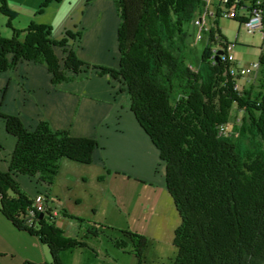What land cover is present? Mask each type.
I'll list each match as a JSON object with an SVG mask.
<instances>
[{
  "label": "trees",
  "instance_id": "1",
  "mask_svg": "<svg viewBox=\"0 0 264 264\" xmlns=\"http://www.w3.org/2000/svg\"><path fill=\"white\" fill-rule=\"evenodd\" d=\"M262 1L258 11L264 41ZM115 3L120 19L118 70L79 59L76 48L82 43L81 31H68L64 40L57 41L47 25L31 22L22 31L13 28L18 14L0 0V12L13 31L10 39L0 35V74L31 62L46 65L56 86L76 82L90 70L119 80L137 122L166 166V189L180 219L173 264H264V82L259 90L236 89L230 62L221 56L217 60L221 48L230 44L219 29L207 33L208 43L197 67L191 63L190 25L203 13L205 0ZM255 9L246 11L252 16ZM216 17H223L220 9ZM233 109L243 114L234 123ZM1 117L18 143L9 171L0 170V211L17 229L38 237L49 248L47 264H63L61 254L85 245L63 236L53 209L43 218L37 214L35 223L27 225L33 199L16 177L39 176L52 186L63 161L93 164L99 143L74 137L69 130H55L48 122L41 121L35 131H29L20 118ZM89 233L96 232L91 228ZM123 235L130 240L138 264H144L150 240L130 231ZM125 244L115 242L118 248Z\"/></svg>",
  "mask_w": 264,
  "mask_h": 264
},
{
  "label": "crops",
  "instance_id": "2",
  "mask_svg": "<svg viewBox=\"0 0 264 264\" xmlns=\"http://www.w3.org/2000/svg\"><path fill=\"white\" fill-rule=\"evenodd\" d=\"M93 6L86 16V25L82 24L86 29L82 43L77 47L80 52L79 59L86 63L94 61L98 64L89 63L92 66L118 70L119 13L107 3H102L98 9H92ZM108 16L117 17V24H114L115 19L107 20ZM198 20L201 22L200 17ZM86 50L95 58H91ZM88 75L86 81L56 86L52 83V76L46 65L31 62H22L16 69L0 74V170L9 171L12 154L18 143L17 139L8 133L1 115L20 118L29 131H35L39 123L44 121L55 130L71 131L74 137L96 140L99 148L94 153L93 164H79V167L87 168L69 165L66 162H73L69 160L61 163L67 168H78L82 173L80 181L83 184H87L90 177L100 187L99 192L103 198L94 206L96 210H100H92V215L88 217L86 213H81L85 214L82 216L80 211H66V206L59 208V200L52 201L53 185L42 183L39 176L16 177L21 188L32 199L38 193L48 196L49 206L56 211V222L60 223L61 227L65 224L63 220L71 218L69 215L79 219L86 218L92 224L91 228L95 234L83 235L82 229H78L75 231L76 236H68L85 246L61 254L62 263L138 264L135 255L131 253L130 240L116 235L115 232H108V228L114 224V206L123 208L126 212L131 211L140 192L145 196L134 230L136 234L144 235L160 244L157 248L155 245H149L145 252L144 264H173L177 257L173 242L180 219L172 196L166 189V166L160 159L159 150L137 122L122 83L106 75L99 76L91 70L86 77ZM72 168L68 170L73 171ZM81 205L82 202L76 199L75 207ZM63 211L68 215H64ZM121 224L123 221H118L117 225ZM102 226L108 227L104 229ZM119 240L126 243L125 248L115 245ZM163 245L173 249L170 256L161 253ZM50 262L49 248L43 245L38 237L17 229L0 211V264Z\"/></svg>",
  "mask_w": 264,
  "mask_h": 264
},
{
  "label": "rangeland",
  "instance_id": "3",
  "mask_svg": "<svg viewBox=\"0 0 264 264\" xmlns=\"http://www.w3.org/2000/svg\"><path fill=\"white\" fill-rule=\"evenodd\" d=\"M6 2L8 6L18 14V17L12 21L13 28L22 31L28 27L31 22L39 25H47L52 29L53 37L57 41L64 40L65 34L68 31H81L84 35L86 28L82 26V24L86 25V16L93 5L94 8L92 9H98L102 3H107L118 13L115 0H6ZM219 3L220 0H210V2H208V6L206 4L203 13L199 16L201 22L198 20L199 17H196L194 23L190 25V33L192 35V50L190 54L191 63L197 67L198 62L201 61L203 50L208 43L207 33L212 28H215L216 30L219 29L221 34L226 37L227 41L230 44H234V48L230 53L235 59L233 63L234 65L240 64L242 67H248L255 62L261 63V58H264L263 33L261 31L250 33L243 23L241 24L238 20H231L224 16L217 18V10L220 8ZM42 6L45 7L43 8ZM221 9L225 10V7H221ZM41 10L44 11L41 12ZM109 18L110 20L111 18L113 20L115 19L114 24H117V17L108 16L107 20ZM8 23V18L0 12V35L3 38L10 39L13 37V31L7 27L9 25ZM116 30L117 29H115V32ZM115 41L116 40L114 39L113 43H115ZM76 52L79 55V48H76ZM86 52L91 55V58H95L91 52L87 50ZM59 53L61 52L59 51ZM89 63L92 65H98L94 61H89ZM262 68H264V64L261 66V69L257 74L237 79L239 90L241 92L249 90L251 87L254 90H259L261 88V85L264 82V69ZM87 74L88 73L82 74L76 82H80L81 80L86 81L89 78V75L86 77ZM242 117V113L238 112L236 109L232 110V123L238 119L241 120ZM66 163L77 167L81 166L78 163ZM68 168L72 167L68 166ZM68 168L66 165H60L58 178H56L53 182L54 193L51 195L54 198L52 201L56 202V200H59L60 202L57 201L59 208H64L66 206V211H80V214L86 213L88 217L92 215V210H96L94 206L97 202L101 201L103 198L102 193L99 192L100 187H98V185L95 184V181H93L90 177L88 179V183L83 184V182L80 181L82 175L81 171L78 168L76 169V167L74 169L72 168L74 172L69 171ZM143 196H145L144 193L139 192V194H137L135 201L133 202L132 210L129 212H126L123 208L114 206L115 210L113 213L114 218L112 223H114L117 227L114 224L109 226L108 232H115L116 235L124 237L126 236L123 235V232L130 231L131 233H136L134 226L136 225V218L138 217V213L140 211L139 208L143 202ZM76 199H79L80 202H82V205L78 208L75 207ZM97 210L99 211L100 209ZM81 215L83 216L85 214ZM80 219L82 221L71 218L66 221L63 220L65 224H63L62 227L59 225L60 223L57 222L58 227L60 226V229L64 232V237H68L69 235L72 237L78 229H82L83 235H87L89 233L92 224H90L86 218ZM120 220L123 221V224L117 225ZM102 227L107 229L108 226ZM104 229L102 231H104ZM149 243L150 246L155 245L156 248L160 247V244H157L156 241L154 242L150 240ZM162 247L163 251L161 249V253L165 256H170L171 253H173L171 246L163 245Z\"/></svg>",
  "mask_w": 264,
  "mask_h": 264
},
{
  "label": "built area",
  "instance_id": "4",
  "mask_svg": "<svg viewBox=\"0 0 264 264\" xmlns=\"http://www.w3.org/2000/svg\"><path fill=\"white\" fill-rule=\"evenodd\" d=\"M208 2L210 0H205V3L208 6ZM238 3H241V5H237ZM263 3L262 0H236L235 2H232V0H220L219 3V9L222 14V16L227 17L231 20H240L243 22V25L247 28V30L250 33H255L256 31L262 32V16L259 14L261 13L258 11L260 5ZM206 7V6H205ZM221 7H225L224 9H221ZM256 7L255 14L250 15L248 11H246L247 8ZM207 12V8H206ZM243 12V13H242ZM234 48V44H229L227 48H221V51L223 54L221 55V58L223 61L230 62L231 66L229 68V73L232 77L235 79L238 78H244L251 75L257 74L261 69V63H253L248 67H242L240 64L234 65V58L231 56V51ZM236 89H239V84H237ZM222 131H225L224 127L221 128ZM51 207L49 206V202L47 200V195L44 193H38L33 198V208L31 212H29V215L27 217V225L31 226L33 223H35V218L37 214H45ZM53 215L56 217L57 213L53 210Z\"/></svg>",
  "mask_w": 264,
  "mask_h": 264
},
{
  "label": "water",
  "instance_id": "5",
  "mask_svg": "<svg viewBox=\"0 0 264 264\" xmlns=\"http://www.w3.org/2000/svg\"><path fill=\"white\" fill-rule=\"evenodd\" d=\"M223 54V52L222 51H219L218 52V58H217V60L219 59V56H221ZM44 216L43 215H41V218H43Z\"/></svg>",
  "mask_w": 264,
  "mask_h": 264
}]
</instances>
